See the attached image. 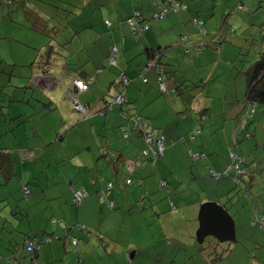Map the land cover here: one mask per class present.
Listing matches in <instances>:
<instances>
[{
    "label": "crops",
    "instance_id": "1",
    "mask_svg": "<svg viewBox=\"0 0 264 264\" xmlns=\"http://www.w3.org/2000/svg\"><path fill=\"white\" fill-rule=\"evenodd\" d=\"M86 1V4L82 5L85 13L83 21L77 23L76 29L71 28L72 34L69 38H66L65 45L62 44L66 47L75 41L78 51H76L74 57L81 55L79 61H76L72 65L65 64L64 61L66 58L62 54L55 52L53 45L51 57H48L46 50L45 55L43 57L41 55V58H44L45 61L49 58L47 62L50 60L56 62H50L49 64H45L44 62V65L41 66H36L37 64H34L32 67H28L29 65L22 66V68L27 71V79L25 80L28 81L24 83L25 85L22 82H17V84L12 83L13 79L20 78L18 76L21 75L20 72L15 73L14 67L11 68V73L8 69H4L6 72L3 73L1 72L2 70H0V236L4 242L12 244L13 246L15 242L19 243L27 237L39 240V242L42 243V240L40 239L42 235H49L47 232L48 230H41L37 228V226H33L32 220L29 221L24 214L26 211H24V206L22 207L21 200H25L24 204L27 203V210H30L29 206H31L32 201L29 200V197L35 189V191L40 194V199L42 200L46 199L47 193L50 192V196L45 205V210L53 212L54 206L48 201L51 202L52 200H58L56 208L57 213H60L59 215L62 216V219L60 220H63L66 225L73 224L75 221H77L76 223L83 224L85 227V230L83 229V231H85L84 233L81 231L72 234L78 238L77 250L80 254L79 257L87 256V260L92 264L94 263V257L102 260L103 256L106 255H108L107 258L109 261H113L115 256L112 264H132L137 256L140 258L139 264L192 263V260L189 258L186 259V256L192 252L191 245L194 240L196 241L195 233L198 229V221H195L194 218L191 217L187 218L186 223L188 226L185 227V238H176L175 240V238L166 235L167 238H165L166 240L164 241V244H172L174 246L172 249H153L149 251L147 248L142 250H138V248H130L127 249L125 256L122 254V248L115 254L111 251L107 252L106 243H110L111 241L108 239L112 238L109 236L110 234H107L106 230L112 229L114 226L115 215H113V219L110 221L108 220V217L107 220L106 218L102 220L101 214L106 209L98 206L97 195L103 194L105 199V194L107 195L108 201L115 202V207L113 209L108 208L109 210H115L119 206L122 207L121 200L125 202L128 200L129 207L136 212L135 205L137 202L136 199L138 198L137 195L140 193L142 194V192V195H145L146 191L153 194V190L151 189L149 182L147 184L145 178L148 176L150 178L154 174H157L158 180L164 179L163 177L167 176V172H171L173 169L172 160L175 158V155H179L187 165H190L191 160L188 158L189 150L194 153H200L201 155L204 153L206 155L205 158L200 159L201 162L199 164L196 165V163H193L194 168H190L191 175L194 178H198L200 174L203 181L209 180L208 183H203V189L206 191L209 187L210 181L211 187L219 185L222 178L215 180L210 177V172L211 170L217 172L216 170L221 168H223V171L226 166L229 165L230 161L227 160L226 156L222 157L221 155H215V147H213L212 142L213 138L210 137L214 134L220 136L218 139H226L227 141H233V143L236 144V135L238 133L236 127L242 115L241 111L243 110L245 99L244 93L246 79L243 75V71L247 67L243 64L246 63L245 60H240L241 64H238V57L248 44V37L243 39L238 37L237 32H230L228 29L229 26H227L226 23H230L229 25L231 26H245L243 25V22L248 21V25L250 26V24H253L250 21L254 12L252 11L250 14L239 16L230 10L232 7L230 3L222 7L218 3V0H214L213 6L209 4V0H179L180 3L188 4L187 10L185 12L182 11L177 13L170 11L172 13L170 15L168 14L165 21H163L164 18L158 21L154 20L153 15L154 13L159 12V6L153 4L152 0ZM244 1L247 2L251 0ZM242 3L241 7H244ZM215 5L217 6L215 7ZM25 6L26 5H24V7ZM5 7L6 6L3 7L4 10ZM259 7L264 10L262 6L259 5ZM4 10H1L3 12L2 16H5ZM134 10H139L144 21L149 25V29L138 38L131 35L129 25L126 23V19ZM9 12H13V10H9ZM31 14H35L36 18L41 22L37 23L40 27L38 30H42L43 27H46L42 20L38 18V14L32 13L31 8L27 7L24 17H31ZM113 14H115V17L111 20L109 17ZM193 15L198 16L204 21L205 27L208 31L213 32L214 29L217 28L219 30L221 25V27H224V40H222L221 44L214 43L212 41L214 36L212 37L210 35L208 38L203 39V42L206 43V45H209L203 52H189L188 54L180 52L182 38L189 34H192V37H194L192 32L193 28L191 27V24H189L190 18ZM88 16L92 17V19H88ZM104 21H109L110 25L106 26ZM10 22L14 23V20L11 19ZM26 23L29 24L26 20V22L21 23V25H26ZM218 30H216V32ZM74 31L78 32V34H74ZM216 38L214 39L216 40ZM199 40L201 41V38L197 36L194 37L195 42H199ZM6 43L8 44V47H11V40L8 36L0 37V46ZM112 44L120 51L118 67L108 68L105 66L103 69L99 68L101 65L107 63L109 47ZM55 45L60 46L58 43ZM159 47H167V50L162 56V60L165 63L167 70L166 79H168V89L167 93H164V95L158 92L156 87V77L152 72H149L147 75V83L141 82L137 79L139 76L135 75V73L147 62L148 51ZM1 60L2 58L0 57V63L2 62ZM36 61L37 58L31 63L40 64V61ZM42 66H45V69H42ZM120 72H124L129 79L131 78L134 80L129 86L122 89V96L125 102H123L125 105L123 104L122 106L114 102V96L121 94L118 93L119 87L114 85V81L118 78L117 75ZM53 73L62 75L66 80L70 81V84L67 85V87L72 85V79L76 76L80 74H83L85 77L89 76L90 82L88 91L90 94L82 101V104L85 107L87 106L86 114L85 116L83 115L85 118L81 115L76 118H71L70 114H64L61 116V121L64 123V118H67L70 120L71 126L73 127L83 124L81 130H84L85 132L82 133L81 136L87 137L89 133L88 137H90V134L92 135L94 133L96 136L94 139L96 141H101L105 134L106 139H110L105 147L110 150L114 145L116 146L114 142H111L113 137L111 136L110 129H112L113 126H119L121 131H132L131 122L127 120V117H123V111H126L129 114L135 113L142 116L152 127L155 128V130L158 131L160 135H163L168 140V143L171 139H168L167 135H175L173 130L170 129V123L176 122L177 119H180L178 122H180L181 128L190 126L189 124H183L182 119L184 118H190L196 123L198 116L193 113H187L185 110L186 106L189 104L195 103L198 108L205 111L212 110V113L205 118L210 121L211 125L217 123L215 119L225 122V124L223 125L221 133H211L205 126L208 131V133H206L202 132L204 129H201V125L199 126L200 128H198V125L201 122V120H199V124L194 128V125L192 126L191 132L194 129H198L199 133L201 131L200 143L183 146H178L177 144L167 146L163 158L159 159L155 166L142 168L133 167V158L138 157L141 150L144 149V142L141 140L142 136L134 133H132L131 137L127 140L130 141L126 147L128 150L125 148L126 151L121 153V158H119L118 163L109 161L108 154L104 153L103 155L99 154L98 156L80 155L81 152L85 153L87 151H85V149L78 151V148H76V151L73 150L71 157L65 155L69 153L68 148L64 150V155H52V153L45 155V150L53 142L58 141L62 144L64 142V137L71 136V131H68L60 140L55 139L54 141L52 139L51 142H48L47 138L44 139V134L40 129L44 120L47 118L50 109L53 110L52 106L46 107L49 111H45L43 110L45 108H40L39 110L35 109V107H38V105H35L33 108L36 110V113L40 114L41 120L31 126H27L25 121H18V124L16 125L15 118L17 117L18 112H14L13 108L16 107L19 102H21V105L25 103L33 104V99L30 94L31 90H28V87L33 86L32 89L34 91L37 90L39 93V88L37 89L35 83L41 89L51 90L56 88L57 83L59 82H56L57 76L55 74L54 76ZM207 73L211 76V79H213L211 82H209L205 76ZM32 77L34 78V82L31 81ZM6 79L7 82H5ZM201 79L206 81L203 85H197V88L190 87V83H197ZM62 81L64 82V80ZM178 84L188 85L182 95L174 92V87ZM94 85H97V88L94 87ZM23 86L28 87L27 89L22 90ZM91 88L92 91H90ZM196 89L199 92H195ZM17 92L22 93V96L19 95V97H16L18 96ZM3 95H7L5 96L8 99L7 105H3V100H1ZM192 96H194V98ZM222 97L223 99L221 100ZM67 101L71 104L69 100ZM171 101H173L172 104ZM109 104H111V108H109ZM3 107H7L6 112L3 110ZM72 109L75 111L73 107ZM213 114L216 115V118H214ZM100 124H102L104 128L109 127V131L103 133ZM173 127L175 128L174 125ZM179 137L181 136L178 135L176 141ZM99 149L104 150V147L99 146ZM171 149L175 150L171 151ZM87 150H89V148H87ZM210 155H213L214 157H211ZM166 156L171 158L170 162L166 159ZM67 157L69 160V166L71 167L69 170L75 172L72 180L69 183L67 182L69 187L68 191H66L64 187H61L60 183L56 181L57 176H59L60 180L62 178V171ZM100 157L102 160L98 168V160ZM218 159L225 164V166H221ZM129 160H132V163ZM108 161L114 165L108 163ZM126 161L132 166L131 171L128 173L123 168V164ZM52 171L53 174L51 176ZM245 171L246 174L244 176H251V174L247 172V169H245ZM203 172H206V176ZM110 173H112V177L115 178L114 183L117 181L122 182L129 177L131 179V186L120 187L115 185L110 179ZM191 175L190 179L192 178ZM50 176L51 178H49ZM74 180L79 184L78 186H74ZM195 181L196 180L189 183L187 182L190 192L185 194L184 191V193H181V198L193 195V193H198V191L193 190V187H189L191 184H195ZM246 181L248 180L243 182ZM139 182H141L142 186L138 185ZM146 184L147 188H145ZM251 185V183L245 185L244 191L249 190ZM115 186H117L118 189ZM225 186L228 188L229 182H227ZM22 187H27L29 190L26 197L22 194ZM82 187H84L89 193L83 206L77 208V212L73 211L74 208L68 209V207V210L66 211V207L64 209V204L67 206L69 201L71 206V189H81ZM109 188L110 190L108 192ZM227 188L220 189L217 192L222 196H228L230 187ZM253 190L254 195H257L258 197L259 194L264 191L258 187H254ZM56 191L59 193L55 194ZM66 192H68L69 197ZM14 197H16V199L18 198V200H15ZM258 197H256L254 202L234 201L235 205L232 209V214L230 215L234 220L235 231L239 240L236 238V241H238L236 245L229 250L218 254L221 255V258L217 261H212L211 257H208L205 254L208 251L205 252L204 255L202 254L203 257H206L208 258V261H211L210 263L203 262V264H264V229L258 222H252L255 214L262 215L264 218L263 214L257 213L255 210ZM12 200L16 202L15 207L13 206V209L10 212L7 211L2 214L1 210L5 208L8 209V205ZM143 200L144 203L138 207L136 213L140 218L141 225L143 224L149 231L148 224L150 218H154L155 223V221L159 219V217L156 218L159 211L154 209L153 213V204L150 203L152 200L151 195L144 197ZM210 201L211 200H209V202ZM36 204L37 200L34 201L33 205ZM228 205L229 203L221 206L227 208L231 204ZM169 210L172 212L171 209ZM148 212H150V214L146 216L145 214ZM172 213L175 214L174 212ZM69 215H71V218L67 220V216ZM73 215L75 217H73ZM176 219H178V217ZM17 220H19V222ZM102 223H106L105 227L103 226V230L101 229ZM183 224H185V222L180 221L179 226H182ZM132 225L133 222L129 225L130 231ZM11 228L12 231L10 230ZM181 229L182 228L179 227L180 231ZM13 230L15 236L12 233ZM53 230L55 232L54 234H60L58 228ZM4 231H8V234H4ZM44 244L45 243L42 244L40 248L41 251L39 250L40 252L37 257L34 258V263L35 259L37 264L46 263L47 252H42ZM62 244H65V242H62ZM57 245L58 250L60 251L61 247L59 244ZM102 245L105 253L100 250V246ZM89 249H92L93 252L91 260L88 258ZM11 250L12 249L10 248L8 251L10 252ZM144 253H147V255ZM41 257L42 262L39 261ZM178 260L182 261V263H179ZM78 263L85 264V261L82 262L78 260ZM100 263L101 262L98 264Z\"/></svg>",
    "mask_w": 264,
    "mask_h": 264
},
{
    "label": "rangeland",
    "instance_id": "2",
    "mask_svg": "<svg viewBox=\"0 0 264 264\" xmlns=\"http://www.w3.org/2000/svg\"><path fill=\"white\" fill-rule=\"evenodd\" d=\"M152 1H153V4H155V0H152ZM86 2H87L86 0H82V1L81 0H0V3H1L0 11L1 10L3 11L4 10L3 7L6 6L4 10L5 16H2L3 15L2 11L0 12V37L2 38L5 36H8V38H10L11 40V47H8L7 43L0 46V57L2 58L1 60L2 62L0 63V70H2L1 72L2 73L6 72L4 69H8L11 73V68L14 67L15 73L20 72L21 75L18 76L20 78L13 79L12 83L17 84V82H22L24 84L28 80H25L27 79V75H26L27 71L24 68H22V66L30 65L31 62H34L36 58H37L36 62L40 61V64L35 63L37 64L36 66L44 65L43 63L46 61L44 58H41V55L42 57L45 55L46 50H47L46 46H49V45L51 47L54 45L55 52L62 54L66 58L64 61L65 64L67 63L69 65H72L76 61H79L81 58V55L80 56L77 55L76 57H74L76 54V51H78L77 46L75 45V41H73L69 46H66V47H64L62 44H64L66 38H69L70 35L72 34L71 28L76 29L77 23L78 22L80 23L83 21V17L85 13H83L84 8L82 7V5L86 4ZM208 2L211 6L214 5L213 4L214 0H209ZM218 3L222 7L230 3L232 5L230 10L239 16L244 15V14H250L252 11L254 12V14L251 16V21H250L253 24H250V26L248 25V21L243 22V25L245 26H240V25L231 26L229 25L230 23H226L227 26H229L228 29L230 30V32H237L238 37H241L243 39H246V37H248L247 47H245L241 51L238 57V64H241L240 60H245L246 63H243V64L246 66H249L250 64L254 63L255 60L259 58V55L262 51V37L264 34L263 33L264 32V25H263L264 10L261 9L259 5L264 8V0H251L247 2H245L244 0L243 1L242 0H218ZM241 3L244 5V7L239 8ZM24 5L26 6L24 7ZM216 6L217 5H215V7ZM27 7L31 8L32 13L38 14L37 15L38 18L42 20L44 26L46 27H43L42 30H38L40 27L37 25V23H41V22L36 18L35 14H31V17L30 16H27L26 18L24 17ZM9 10H13V12H9ZM136 13L137 15H135L134 17L130 15L129 19L131 20V23H128V24H129L131 35L135 38H138L142 33L141 31L143 29H141V27L144 28L145 21L139 10H137ZM171 13L172 12H169L168 14L170 15ZM168 14H166L163 21L167 19ZM114 17H115V14H113L109 18L113 20ZM11 19L14 20V23L10 22ZM25 19L30 25L27 23L26 25H21V23L26 22ZM88 19H92V17L88 16ZM191 23L192 21L190 19L189 24ZM202 25L204 27L205 32L207 33V35L204 36L203 38H208L210 35L214 36L216 34V30H218L217 28V29H214L213 32L208 31L205 27L204 21ZM192 32H193L194 37L196 36L199 38L202 37L199 34L197 25H195ZM221 33H222L221 35V42H222V40H224V29H222ZM212 41L215 43V39H212ZM56 43L60 44V46H56L55 45ZM119 54H120V51L118 55ZM119 59H120V55H119ZM186 61L184 62L187 63ZM50 62H56V61L50 60L49 63ZM118 63H119V60H118ZM116 67H118V65ZM42 69H45V66H42ZM54 74L57 76L56 82L57 81L59 82L57 83L56 88L51 89V90L41 89L35 83V86L37 87V89L39 88V93H38L37 90L34 91L32 89L33 86L32 87L23 86L22 90L27 89V87H28V90H31L30 94L33 99L32 101L33 104L25 103L21 105L20 104L21 102H19L17 103L16 107L13 108L14 112H18L17 117L15 118L16 125L18 124V121H21V122L25 121L27 126H31L41 120L40 114L36 113L35 109L39 110L40 108L41 109L45 108L43 110L49 111L46 108L45 104L47 101L52 102L53 110H50V112H48L47 114L48 116L44 120V123L40 129L44 134L43 135L44 139L47 138L48 142H51L52 139L54 141L55 139L60 140L61 138H63V136H65V134L68 131L69 132L71 131L72 134L71 136L64 137V142L62 144L58 141L53 142L48 147L50 149L47 148L45 150L44 152L45 155H48V153H52V155H64V150L68 148L69 153L65 155H69V157H71L73 150L76 151V148H78V151L81 149H85V151H87L85 153L81 152L80 155H97L98 156L99 154L103 155V153L109 154V155L113 154L114 160H116L118 155H120L123 151H126L127 149L126 147L128 143L130 142L127 140L131 137L132 133L141 135V132H140L141 129L136 128L134 126L136 119L134 121L132 120V116L138 115V114H135V113L129 114L126 111H123L124 112L123 117L124 118L127 117V120L131 122L132 131H127V130L121 131V128L117 125L113 126L112 129H110L109 127L104 128L103 125L100 124V128L102 129L103 133L104 132L107 133L110 129L111 136L113 137L111 142L112 143L114 142L116 144V146L114 145V147H112L111 150L105 147V145L108 144V141H110V139H106L105 134L103 135V138L101 141H96L94 139L96 138L94 133L92 135L90 134V137H88L89 133L87 137L81 136L82 133L85 132L84 130H81L83 124H79L78 126L76 125L73 127L71 126L70 120L67 118H64L65 122L62 123L61 116H63L64 114H70L71 118H76L79 115L85 118L84 117L85 114L80 113L77 110L74 111L72 109L73 105L69 104V102L67 101V98L65 96L66 94L65 88H67V85L70 84V81L66 80L62 75L53 73V75ZM117 76L118 78L114 82H115V85L119 87L120 83L118 80L120 76L121 77L124 76L126 77V79L128 77L123 72L118 73ZM205 76L209 82L213 80L211 79V76L208 75V73ZM62 80H64V82ZM31 81L34 82L33 77ZM5 82H7V79L5 80ZM205 82L206 81L201 79L197 83H191L190 85L191 87L193 85H203ZM3 83H4V80H3ZM127 83H129V79H127ZM94 87L97 88V85H94ZM90 91H92V88L90 89ZM195 92H199V91H197L196 89ZM17 94L18 96L16 97H19V95L22 96V93L20 92H17ZM89 94L90 93L88 91V92H84V94L81 93L79 95H76V94L75 95L78 98L79 102L82 104V101L85 100L84 98H86V96H88ZM5 96L3 95L1 99L3 100V105H7L8 103V99ZM222 99L223 97L221 98V100ZM172 103L173 101H171V104ZM35 105H38V107L37 108L35 107L34 109L33 107ZM119 105L121 104L119 103ZM3 110L6 112L7 107H3ZM86 110H87V106H86ZM213 116L214 118H216L215 114H213ZM138 118L140 119L139 125H141V119L146 124H148L147 121L142 116L139 115ZM178 121H180V119H177L176 122L169 124L170 129L173 130L175 135L173 136L171 134L167 135L168 139L169 138L171 139L169 143L167 140V146H171L174 144H177L178 146H183V145L200 143L201 131H200V134L196 135L195 141H192V142L188 141V138H187V135L191 132L192 126L194 125L193 126L194 128L197 124H199V119L197 118L196 123L190 118L182 119L183 124L190 125L189 127H184V128L180 127V122ZM215 121H217V123L214 125H211L209 120L202 119L200 122L201 129L202 128L204 129L202 130V132L208 133V131H210L211 133H221V130L225 122H221L218 119H215ZM200 124L198 126H200ZM173 125L175 126V128L173 127ZM21 126H22V123H21ZM205 126L209 129L208 131L206 130ZM236 129H238V133L236 135L237 141L235 142L236 144H234L233 141H229V140L227 141L226 139H223V140L218 139V137L220 138V136H216L214 134L213 136L210 137V138H213L212 140L213 147H215L214 152H215V155H218V156L221 155L222 157L226 156L228 161H230L231 155L238 156V154H242L245 158V163H243L242 166L247 169V172L250 173L251 176L242 177L240 184L234 187L233 181H231L232 180L231 176L223 175L218 186L211 187V184H210L211 181H210L209 187L206 191L203 189V186H204L203 183L204 182L208 183L209 180L203 181L200 174L198 178L196 177L194 178L190 173L191 172L190 168H194L193 163H196L197 165L201 162V160L200 161L199 159L192 160L190 162V165H187L179 155L173 154L175 155V158L173 157L174 159L172 160V166H173L172 171L171 172L168 171L167 176L163 177L164 179H159L160 181L164 180L167 182L166 188H159L158 185L160 181L158 180L157 174H154L150 178L148 177L146 178L147 184L149 182L150 187L153 190V194L151 195L152 200L150 201V203L153 204L152 205L153 213H154V209H157L159 211L158 216H156V218L159 217V219L156 220L155 223H154V218H150V222L148 224L149 231L147 230V227H145L143 224L141 225L140 218L138 217V214L136 213L138 211V207L144 203V200L139 201L137 200L138 198L136 199L137 200L136 205H135L136 212L133 209H131V207H129L128 200L127 202L121 200L123 206L122 207L119 206L115 210H107L105 208L106 210L101 214L102 220H104L105 218L107 220V217H108L109 218L108 220L110 221L113 219V215H115L114 226L112 227V229L106 230L107 234H110L109 236H111L112 238V239H108L111 241L110 243H106L107 252L111 251L115 254L119 249L122 248L123 250L122 254L125 256L127 249H130V248H138V250L147 248L149 251L153 249H160V250L167 249V248L172 249L174 247L172 244L170 245L164 244V241L166 240L165 238H167L166 235L171 236V238H175V240L176 238L177 239L185 238V227L188 226L187 223H185L186 225L183 224L182 226H179L180 222L176 221V218H175L176 215H182V212H184L188 216L196 215L197 217L201 204L204 202H209V200H211L210 202H215L218 205L228 204L230 202V198H232L233 201L235 202L237 201L254 202L256 197L258 196L254 195L253 188L258 187L264 190V106L256 105V111L252 115H248L246 113V110H244L237 124ZM241 131H244V132H241ZM124 133L129 134L127 139L124 138ZM178 135L183 137L182 139H184V141H181L180 139L181 137H179L178 140L176 141ZM141 140L142 142H144V149L141 150L138 156L142 159V161L145 162L144 167L152 166L154 163L150 161V159L153 158V155H149L147 158L143 156V152L146 149L147 145L143 137ZM99 146H103L104 150L99 149ZM87 148H89V150H87ZM100 150H101V153H100ZM174 150L175 149H171V151H174ZM166 155H169V154H166ZM205 156L206 155L202 153V155H200V158L203 159L205 158ZM210 156L212 157L213 155H210ZM135 158L136 157H134L133 159ZM166 159L169 162L171 160L169 156H166ZM101 160L102 158L100 157L98 160V168H99V165L101 164ZM129 161L132 163V160H129ZM219 164L221 166H225V164H223L220 160H219ZM69 168L71 167L69 166V160L67 157L65 160L64 169L62 171V178L60 180L59 176H57V179H56V181L59 182L61 187H64L66 191H68L69 189L68 183L72 180V178L75 175V172L73 170L70 171ZM222 169L223 168L216 170L217 173H223L225 169L223 171ZM65 171H66V176H65ZM212 171L213 170H211V172ZM136 172H137V169H136ZM52 174H53V171L51 172V176ZM203 174L205 175L206 172H203ZM112 175L113 174L110 173L109 176L113 183L115 181V178H113ZM190 175L192 176L191 179H190ZM51 176L49 178H51ZM194 180H196L195 184H191L189 187H193V190L198 191V193L197 194L193 193V195L181 198V193H184V191H185V194L190 192L187 186V182L189 183ZM245 180H248V181L243 182ZM227 182H229L228 188L230 187L229 195L222 196L217 191L223 188H227V186H225ZM249 183L252 184L251 187L249 188V191L251 192V196L247 197L245 196L243 191H244V186L248 185ZM73 184L74 186L79 185L78 183L75 182V180ZM147 184L145 188H147ZM77 190L79 191L80 188L74 189V191H77ZM81 190H84L86 192V195L82 198L83 200L84 198L88 196V192L84 187H82ZM57 193L59 192L56 191L55 194ZM66 193L68 196V192ZM49 196H50V192L47 193V198L42 200L40 199V194L37 193L34 189L32 194L29 197V200L32 201L31 206H29L30 210H27L28 205L27 203L24 204L25 200L24 199L21 200L22 207L24 206V211H26L24 212V214L27 216L29 221L32 220V225L37 226V228L41 230H48L47 231L48 234L51 235V237L53 236V239L51 240V242L45 243L42 248V252L44 251L47 252L46 263L44 264H77V253L74 251V248L77 246V242H76L77 237H74L73 239L75 240V246H71L69 241L65 242V244H62L61 240H57L59 236H56V238H54L55 232L53 229L58 228V226L54 224V222H59L60 219H62V216L59 215L60 213H57L56 206L58 205L57 204L58 200H52L51 202L48 201L50 204H52V206H54L53 212L50 210H45V205L47 203V199ZM14 198L15 200H18V198L17 199L16 197ZM36 200H37V204L33 205L34 201ZM73 200H74V197H73ZM75 200L77 201V199ZM82 200L77 205V208H80L82 206ZM170 201H172V203L178 209V212L175 214H173L169 210ZM15 205H16V202L14 200L10 201V204L8 205V209L7 208L2 209L1 213L4 214L7 211L10 212L13 209V206L15 207ZM65 207H66V211L69 208H74L73 211L77 212V208L72 206V204L70 206L69 201H68L67 206L64 204V209ZM255 210L257 213H261L264 215V191H263V194L261 195V198L258 197ZM149 214L150 212L146 213L145 215L148 216ZM188 216L183 217L182 220H185L186 218H188ZM73 217L75 216L73 215ZM70 218H71V215L67 216V220ZM17 221L19 222V220ZM132 222H133V225L130 231L129 225ZM105 225L106 223H102V226H101L102 230H103V226L105 227ZM64 227L65 226H63V228ZM179 227L182 228L181 231L179 230ZM82 229H84L83 224L77 223V225L75 226L76 233L80 232ZM10 230L12 231V228ZM8 231H4V234H8L7 233ZM12 233L14 234V230ZM45 236L46 234L42 235L40 239L42 240ZM236 238H237V233H236ZM194 241L191 245L192 252L189 253L188 256H186V259L187 258L191 259L192 263H183V264H203V262L205 261V258L203 257V255L205 252L208 251L205 254L211 258H215V256H217L218 254H220L221 252H223L224 250L228 248V245H226L225 243L216 242L212 238H207L203 244L202 243L198 244L196 241L195 242ZM57 244H59L61 247L60 251L58 250ZM103 245L100 246L101 248L100 250L102 252L104 251ZM234 245H236V243L232 244L229 247V249L232 248ZM10 248L14 250V248H12V244H9V243L7 244V242H4L0 236V264H13L11 260L10 262L7 261V259L11 258L12 256L11 251L10 252L8 251L10 250ZM88 252H89L88 258L89 260H91V258L93 257L92 249H89ZM144 254L147 255V253H144ZM39 257H40V254H39ZM80 257L82 258V260L85 261V264H92L90 261L87 260V256H80ZM107 257L108 255L103 256L102 260H99L98 258L96 259L94 257L93 264H98L99 262H101L100 264H112L115 259V256L113 258V261H109ZM139 260L140 258L139 256H137L133 260L132 264H139ZM39 261L42 262V257L40 258ZM178 261L179 263H182V261L180 260Z\"/></svg>",
    "mask_w": 264,
    "mask_h": 264
},
{
    "label": "trees",
    "instance_id": "3",
    "mask_svg": "<svg viewBox=\"0 0 264 264\" xmlns=\"http://www.w3.org/2000/svg\"><path fill=\"white\" fill-rule=\"evenodd\" d=\"M172 3H167V0H165V4H166V7H167V4L168 5H170L171 6V4H173V0H170ZM175 1H177V0H175ZM178 2H179V0H178ZM181 4H183L184 6H185V8L184 9H181V8H178L177 9V7H176V9L174 8V10H171L173 13L175 12V13H177V12H185L186 10H187V8H188V5L187 4H185V3H181ZM83 7V6H82ZM137 10H135V11H132L131 12V16H133V13L134 12H136ZM170 12V10H168V13ZM83 13H84V11H83ZM167 13V14H168ZM154 14H156V13H154ZM166 16V15H165ZM165 16L163 17V18H165ZM130 17V16H129ZM128 17V18H129ZM127 18V19H128ZM163 18H161V19H163ZM126 19V20H127ZM161 19H154V20H161ZM191 21H192V23H191V27L192 28H194L195 27V25L194 24H196V23H193V21H200L201 22V24H203V20H201L198 16H196V15H193L191 18ZM107 22L109 23V24H107ZM69 23V22H68ZM104 23H105V25L106 26H109L110 25V22L109 21H104ZM126 23L128 24V22L126 21ZM129 25V24H128ZM145 25H148L146 22H145ZM222 26V25H221ZM220 26V28H219V30L216 32V34L214 35V38H216L217 36H219V34L222 32V29H224V27H221ZM148 29H149V25H148ZM147 29V30H148ZM147 30H145V31H147ZM145 31H143L142 33H141V35L142 34H144L145 33ZM74 34H78V32H76V31H74ZM207 35V33L205 32V36ZM221 35H222V33H221ZM212 37H213V35H211ZM186 37V38H185ZM185 37H183L182 38V42H181V47H180V52H183V53H185V54H188L189 52H193V53H195V52H197V53H200V52H203L205 49H206V47L207 46H209V45H206V43H200V40H199V42L198 41H194V37H192V34H189V35H185ZM211 37V38H212ZM213 38V39H214ZM204 39V38H203ZM64 45H65V43H64ZM112 47H115L116 48V50H117V55H116V65H118V60H119V55H118V53H119V49L115 46V45H111L110 47H109V56H108V61H107V63H105L104 65H101L99 68H104L105 66L106 67H108V68H114V67H116V65H112V64H110V57H111V54H112ZM167 47H159V48H156V49H150L149 51H148V60H147V62L135 73V75H138L139 77H137V79H139L141 82H143V83H147V81H148V78H147V75H148V73L149 72H151L152 71V73L154 74V76L156 77V87H157V90H158V92L160 93V94H162V95H164V93H167V90L166 91H161V89L159 88V83L160 82H162V83H165V85L167 86V81H168V79H166V77H167V70H166V67H165V63L163 62V60H162V56H163V54H164V52L167 50L166 49ZM208 48V47H207ZM52 47L49 45V46H47V53H48V57H51V55H52ZM155 59V61H156V63H155V65L153 66V67H149L148 65L153 61ZM47 60H49V58L47 59ZM47 60H46V62H45V64H49V61L47 62ZM34 64L35 63H31L28 67H32V66H34ZM159 67H161V69L162 70H159ZM124 73V72H123ZM125 74V73H124ZM126 75V74H125ZM243 75L245 76V79H246V82H245V93H244V103H243V111L244 110H247V109H251L252 107L254 108V112L256 111V105H262V106H264V34H263V38H262V51H261V53H260V55H259V58L257 59V60H255V62L254 63H252V64H250L249 66H247L246 68H245V70L243 71ZM79 76V77H78ZM78 76H76L74 79H79V80H81V81H83V82H85L86 84H87V86H88V88L85 90V91H83V92H78L77 91V89L74 87V85H73V80L74 79H72V85L70 86V87H67V88H65V91H66V94H65V96H66V98H67V100H69L68 99V96H69V94L74 98V99H77V97H76V95H78V94H81V93H84V92H86V91H88V89H89V76L88 77H85L83 74H80V75H78ZM128 77V76H127ZM129 79V78H128ZM132 81H134V80H132L131 78L129 79V83L126 85V86H119V89H118V93H121V94H123V90L122 89H125L127 86H129L130 84H131V82ZM191 84V83H190ZM114 85H115V82H114ZM193 85V84H192ZM187 86L188 85H176L175 87H174V92L175 93H177V94H179V95H182L183 93H184V90H185V88H187ZM190 87H191V85H190ZM192 87H196L197 88V85H193ZM18 88H21V87H18ZM167 89H168V86H167ZM76 94V95H75ZM115 97L116 96H114V99H115ZM193 98H194V96H192ZM204 97V96H203ZM78 100V99H77ZM193 100V99H192ZM79 101V100H78ZM71 102V101H70ZM125 103V102H124ZM124 103H122L121 104V106L124 104ZM72 104V103H71ZM81 104V103H80ZM73 105V104H72ZM83 105V104H82ZM125 105V104H124ZM45 106L46 107H50V106H52V104H51V101H47L46 102V104H45ZM242 108V107H241ZM51 110V109H50ZM186 111H187V113H193V114H195V115H197L198 116V119L199 120H202V119H205L209 114H211L212 113V110H209V111H205V110H203V109H200V108H198L197 106H196V104L195 103H192V104H189L188 106H186V109H185ZM242 112V111H241ZM243 113V112H242ZM148 123V122H147ZM149 124V123H148ZM201 125V124H200ZM149 126L150 127H152L150 124H149ZM153 129H155L154 127H152ZM198 128H200L199 126H198ZM157 131V130H156ZM198 134H200V133H198ZM197 134V135H198ZM161 136H163V135H160L159 133H158V131L156 132V134H155V136H154V138H159V137H161ZM164 137V136H163ZM165 138V137H164ZM165 140H166V143H167V139L165 138ZM121 155V154H120ZM120 155H118L117 156V158H116V160H114V155L112 154V155H107L109 158V161H111V162H116V163H118L119 162V158H121L120 157ZM163 155H164V153H163ZM238 155H240L239 157H242L243 158V163H245V158H244V156L243 155H241V154H238ZM191 161L192 160H197V159H201L200 157H198V158H196V159H192V158H189ZM134 160V159H133ZM108 161V163H110V164H113V163H111V162H109ZM127 163H129L128 161H126L124 164L126 165ZM243 163H241V166H242V164ZM123 164V165H124ZM114 165V164H113ZM144 167V166H143ZM243 167V166H242ZM140 168H142V167H140ZM244 168V170L246 169L245 167H243ZM246 172V171H245ZM210 177H212L213 178V176L211 175V173H210ZM128 179H130L129 177H127ZM147 178V177H146ZM145 178V179H146ZM148 178H149V176H148ZM144 179V180H145ZM131 180V179H130ZM215 180H219V179H215ZM123 182V181H122ZM121 181H117V182H113L115 185H117V186H126V187H129V186H131V183L130 184H128V185H123V183H122ZM139 186L141 185L142 186V184H141V182H139V184H138ZM236 185H234V187H235ZM233 187V188H234ZM142 189V188H141ZM140 189V190H141ZM109 190H110V188L108 189V192H109ZM101 192V191H100ZM99 192V193H100ZM98 193V194H99ZM142 194H143V192H142ZM141 193L139 194V195H137V197H138V199L137 200H139V201H143V199H144V197H148V195H152V194H150L149 192H145V195H142ZM244 194H246L247 195V197H250L251 196V192L249 191V190H245L244 191ZM263 194V192L262 193H260L259 194V197H261V195ZM88 196H89V193H88ZM88 196L86 197V198H84L83 200H82V206H83V203H84V201L88 198ZM98 197H97V200H98V206L100 207V208H106L107 210H109L110 208L109 207H107V201H108V199H107V195H104L106 198L103 200V202H101V196L100 195H97ZM136 200V201H137ZM113 202V207L111 208V209H113L114 207H115V202L114 201H112ZM71 204H72V206H74V207H76L77 208V205H75L74 203H73V201H72V197H71ZM203 204V203H202ZM231 204V205H230ZM230 205V206H229ZM229 207H227V208H225L226 210H227V212H229L230 214H232V209L234 208V205H235V202L233 201V199L232 198H230V202H229ZM109 208V209H108ZM170 209H171V211L172 212H174V213H177L178 212V209L175 207V205L172 203V201H170ZM231 211V212H230ZM177 217H178V219H176V221H178V222H180V221H183V222H187V218L185 219V220H182V218L183 217H185V216H188L186 213H184V212H182V215H176ZM255 216V215H254ZM176 217V218H177ZM188 217H191V218H194V220L196 221L197 220V217H196V215H190V216H188ZM54 222V221H53ZM77 221H75L73 224H65L64 223V221L63 220H60L59 222H54V224H56L57 226H58V228H60L59 230H60V234L58 235V233H56L55 234V236H59L58 237V239L57 240H61L62 242H66V241H69L70 242V245L71 246H75V243H73V239H74V237H76L75 235H73L72 233H76V230H75V226L77 225V223H76ZM63 226H65L64 228H63ZM72 227H73V229H72ZM84 230H85V227H84ZM82 231V233H84L85 231H83V229L81 230ZM80 231V232H81ZM89 234V233H88ZM77 240H76V242L78 243V238H76ZM43 240V239H42ZM25 241H35L36 243H40L39 242V240H36V239H32V238H24L21 242H15L14 244H13V246H12V248H14V250H11V253H12V256H11V258H8L7 259V261L8 262H10V260L13 262V264H37L36 263V259H35V263H34V258L35 257H37V255H38V251L40 250V248H39V250H36V251H30V250H27V248H26V246H25ZM238 241H233V242H226L225 244L226 245H228V248L226 249V250H224V251H227V250H229V247L232 245V244H234V243H237ZM203 244V243H202ZM42 246V245H41ZM74 251L77 253V264H82V263H78V260H80V261H84V260H82L81 259V257H79V253H78V250H77V246L74 248ZM223 251V252H224ZM209 257V256H208ZM205 258V261L204 262H207V263H210V261L212 260V261H217V260H219L220 258H221V255H217V256H215V258H211V260L210 261H208V258H206V257H204Z\"/></svg>",
    "mask_w": 264,
    "mask_h": 264
},
{
    "label": "built area",
    "instance_id": "4",
    "mask_svg": "<svg viewBox=\"0 0 264 264\" xmlns=\"http://www.w3.org/2000/svg\"><path fill=\"white\" fill-rule=\"evenodd\" d=\"M173 1L174 2H173V4H171V6L167 4V7H166L165 0H155V4H157L159 6V12L154 14L153 18L154 19H158V18L161 19L168 13V10H170V11L174 10V8L176 9V7H177V9L178 8H181V9L185 8V6L183 4H181L180 2L175 1V0H173ZM169 2L172 3L170 0H167V3H169ZM239 8H241V6H239ZM135 15H137L136 12L133 13L132 17H134ZM129 18L127 19V22L131 23V20ZM193 23H196L194 25H197L199 34L202 37H204L205 36V30H204V27L201 24V22L195 20V21H193ZM107 24H109V23L107 22ZM141 29H143L141 32L147 30L148 25H144V28L141 27ZM202 42L203 41H200V43H202ZM215 42L218 44L221 42V34H219V36L216 38ZM116 55H117V50L115 47H112V54H111L110 61H109L110 64L116 65ZM155 63H156V61L154 59L148 66L153 67L155 65ZM159 70H162L161 67H159ZM127 79L124 76H122V77L120 76V78L118 80L120 83V86H122V87L126 86L128 84ZM73 85L77 89L78 92H83L88 88L87 84L85 82L79 80V79H74ZM159 88L161 89V91L167 90V86L165 85V83H162V82L159 83ZM68 99L73 104V108L75 110H77L80 113L86 114V111H87L86 107L84 105L80 104V102L77 99H74L70 94L68 96ZM114 102L117 104H119V103L122 104L124 102V98H123L122 94L117 95L114 99ZM109 108H111V104H109ZM246 113L248 115H252L254 113V108L252 107L250 110L247 109ZM138 116L139 115L132 116V120L134 121L136 119L134 126L136 128L141 129V131H140L141 136L143 137V139L145 140V143L147 145L146 149L143 152V156L145 158H147L149 155H153V158L150 159V161H152L154 163L152 165V166H154L155 163L161 157H163V153L167 147V143H166V140L163 136H161L159 138H154L157 131L155 129H153L152 127H150L149 124H146L142 119H141V125H139L140 119L138 118ZM198 133H199V130L194 129L189 134V140L194 141L196 139V135ZM128 136H129L128 133H124V138L127 139ZM181 141H184V139L181 138ZM151 152H152V154H151ZM200 155H201L200 153H194L191 150H189V154H188L189 158L196 159V158L200 157ZM241 163H243V159L241 157H239L237 155H231V163H230V165H228L226 167V169L223 171V173H217L215 171H212L211 175L213 176L214 179H219L223 175H229L232 172V174H231L232 181L234 182V184L238 185L241 181V177L245 174V171L242 168ZM129 164L130 163H127L126 165L124 164V167H123L127 173L131 171V167H132ZM133 164H134V166H133L134 168H140V167L145 166V162L142 161V159L139 156L133 160ZM122 183H123V185H128L131 183V180L126 178ZM158 186H159V188H166L167 182L164 180H161L159 182ZM28 193H29L28 188L22 187L23 196L26 197L28 195ZM85 195H86V192L84 190L80 189L79 191L78 190L74 191V189H72V200L74 197L73 203L78 205ZM100 196L102 197L101 202H103V200H104L103 194H101ZM75 199H77V201ZM106 204H107V207H109L110 209L113 207L112 201H107ZM256 220H257V218H256ZM261 227L264 228V222H261ZM54 238H56V236H54ZM52 239H53V236L51 237V236L47 235L43 238L42 243H36L35 241H25V246H26L27 250L36 251V250H39V248L41 247V245L43 243H50ZM73 243H75V240L73 241Z\"/></svg>",
    "mask_w": 264,
    "mask_h": 264
},
{
    "label": "water",
    "instance_id": "5",
    "mask_svg": "<svg viewBox=\"0 0 264 264\" xmlns=\"http://www.w3.org/2000/svg\"><path fill=\"white\" fill-rule=\"evenodd\" d=\"M198 229L195 239L198 244L207 238L226 243L236 240L235 224L227 210L215 202L203 203L197 215Z\"/></svg>",
    "mask_w": 264,
    "mask_h": 264
},
{
    "label": "clouds",
    "instance_id": "6",
    "mask_svg": "<svg viewBox=\"0 0 264 264\" xmlns=\"http://www.w3.org/2000/svg\"><path fill=\"white\" fill-rule=\"evenodd\" d=\"M240 6H241V4H240ZM201 41H204V40H203V37H201ZM219 44H220V43H219ZM189 134H190V133H189ZM189 134L187 135L188 141H190V140H189ZM181 138H183V137H181ZM181 138H180V139H181ZM195 140H196V139H195ZM195 140H194V141H195ZM191 142H192V141H191ZM161 158H163V157H161ZM161 158H160V159H161ZM241 158H242V157H241ZM242 159H243V158H242ZM230 163H231V159H230ZM155 164H156V163H155ZM229 165H230V164H229ZM154 166H155V165H154ZM226 167H227V166H226ZM242 168H243V167H242ZM225 169H226V168H225ZM243 169H244V168H243ZM244 171H245V170H244ZM245 174H246V172H245ZM245 174H244V175H245ZM229 175L231 176V173H230ZM244 175H243V176H244ZM243 176H242V177H243ZM222 177H223V176H222ZM222 177H221V178H222ZM242 177H241V178H242ZM219 179H220V178H219ZM240 182H241V181H240ZM233 184H234V182H233ZM239 184H240V183H239ZM239 184H238V185H239ZM234 185H236V184H234ZM245 196H246V194H245ZM256 218H257V220H256ZM252 222H258V223L261 225V222H264V218H263L262 215L255 214V216H253ZM262 228H263V227H262ZM263 229H264V228H263Z\"/></svg>",
    "mask_w": 264,
    "mask_h": 264
}]
</instances>
